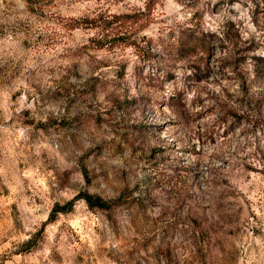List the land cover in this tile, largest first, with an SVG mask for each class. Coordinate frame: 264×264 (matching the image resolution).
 <instances>
[{
	"label": "clouds",
	"instance_id": "clouds-1",
	"mask_svg": "<svg viewBox=\"0 0 264 264\" xmlns=\"http://www.w3.org/2000/svg\"><path fill=\"white\" fill-rule=\"evenodd\" d=\"M245 165L264 0H0V264H264ZM82 203L103 216L75 242Z\"/></svg>",
	"mask_w": 264,
	"mask_h": 264
},
{
	"label": "rangeland",
	"instance_id": "rangeland-1",
	"mask_svg": "<svg viewBox=\"0 0 264 264\" xmlns=\"http://www.w3.org/2000/svg\"><path fill=\"white\" fill-rule=\"evenodd\" d=\"M117 2H119V0H117ZM121 14H132V13H121ZM209 25L211 26V28H216V24L212 23L211 21H209ZM207 26L208 25H206V27ZM180 71H181L180 68H177L175 70L177 75H179ZM225 164H227V161L225 162ZM245 171L248 172L249 175L245 177L243 181L236 183V187L231 192H229L228 195L231 196V199L233 201L239 198L245 201L246 204L251 205L252 203L256 202V198L258 196L264 195V193H262L261 190L258 188V185L260 183L259 180L256 181L257 186L250 184L249 181L253 180V177L256 176L264 177V168H253L251 165H245ZM223 183L227 184L228 181L225 180L223 181ZM221 198L226 199L227 197L222 195ZM36 203L37 205L41 203L39 198L36 199ZM229 203H231V201H229ZM0 207H2V205H0ZM10 207H12L14 211H16L15 204H11ZM17 215L19 216L18 211H17ZM250 215H253L254 217V213H250ZM101 216H103V213H101L99 210H97L95 213H91L88 209V206L83 203L80 206L74 208L71 212L69 228L71 229L73 236L76 237L75 242H80L84 239L91 241V235L93 232L96 231ZM118 218L123 222L122 216ZM56 223L57 222L48 224V227L52 230L54 234L57 231ZM61 227H63V225H61ZM66 243H67V247L65 249V255L68 256L69 259H71L72 253L74 252V249L72 248L73 241H67ZM76 259H79V257H77ZM72 264H75V261H72Z\"/></svg>",
	"mask_w": 264,
	"mask_h": 264
},
{
	"label": "trees",
	"instance_id": "trees-1",
	"mask_svg": "<svg viewBox=\"0 0 264 264\" xmlns=\"http://www.w3.org/2000/svg\"><path fill=\"white\" fill-rule=\"evenodd\" d=\"M121 16H123V17H126V18H131L133 15H135V14H120ZM101 19L103 18L102 17V15H101V17H100ZM116 18H119V17H116ZM115 39V38H114Z\"/></svg>",
	"mask_w": 264,
	"mask_h": 264
}]
</instances>
